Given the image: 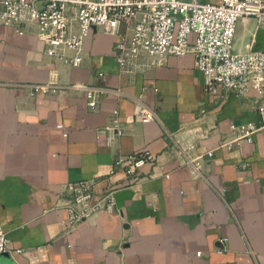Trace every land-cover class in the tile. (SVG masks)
<instances>
[{"label":"crops","instance_id":"1","mask_svg":"<svg viewBox=\"0 0 264 264\" xmlns=\"http://www.w3.org/2000/svg\"><path fill=\"white\" fill-rule=\"evenodd\" d=\"M237 23L241 49L257 29L252 20ZM116 39L92 29L82 65L67 68L45 56L33 33L0 25V218L7 247L22 250L0 256V264H264L261 99L254 90L207 89L192 53L122 74ZM97 71L113 91L94 110L81 92L33 93L29 86L92 83ZM140 103L157 118L139 120ZM114 110L124 133L110 139L104 126ZM244 122L263 127L251 142L222 145L230 124ZM170 136L193 140L197 154L212 151L202 178L170 155ZM143 150L155 161L139 168L136 182L110 174L120 156ZM83 179L92 180L94 201L113 186L131 194L121 207L101 208L70 228L66 186Z\"/></svg>","mask_w":264,"mask_h":264},{"label":"built area","instance_id":"2","mask_svg":"<svg viewBox=\"0 0 264 264\" xmlns=\"http://www.w3.org/2000/svg\"><path fill=\"white\" fill-rule=\"evenodd\" d=\"M240 19L252 20L256 29L264 30V0H0V25L13 27L18 34L33 33L42 42L45 56L67 68L82 65L85 40L95 28L117 37L113 58L120 73L142 74L164 64L169 56L192 53L207 89L221 86L236 96L254 90L261 99L258 110L264 113V51L251 50V44L241 49L235 46ZM104 83L105 74L97 71L92 83L59 84L51 80L29 86L33 93L81 92L88 109L94 110L101 98L113 91ZM137 116L141 121L157 118L156 112L142 103L137 105ZM56 127L62 128V124ZM262 127L253 122L230 124V135L222 140V145L233 146L243 139L251 142L253 134ZM104 129L110 139L123 135L117 110ZM170 139V155L193 177L202 178V161L210 158L212 151L197 154L193 140ZM154 161L153 154L146 150L123 155L114 161L110 174L122 172L130 182H136L139 168ZM92 183L83 179L66 186L71 194L65 205L70 228L115 203L116 187L94 201ZM4 252L16 255L22 250L7 247L0 218V254Z\"/></svg>","mask_w":264,"mask_h":264},{"label":"water","instance_id":"3","mask_svg":"<svg viewBox=\"0 0 264 264\" xmlns=\"http://www.w3.org/2000/svg\"><path fill=\"white\" fill-rule=\"evenodd\" d=\"M251 50L253 51H264V30L257 29L253 34L251 42ZM131 194L130 190L117 191L114 194V200L118 207H121L123 201ZM0 256H8L7 252L1 253Z\"/></svg>","mask_w":264,"mask_h":264},{"label":"rangeland","instance_id":"4","mask_svg":"<svg viewBox=\"0 0 264 264\" xmlns=\"http://www.w3.org/2000/svg\"><path fill=\"white\" fill-rule=\"evenodd\" d=\"M237 26H238V23H237ZM236 30H237V27H236ZM236 34L237 33H235V40H236ZM238 42H241V38H239L238 40H237ZM246 46V44L244 45V47Z\"/></svg>","mask_w":264,"mask_h":264}]
</instances>
